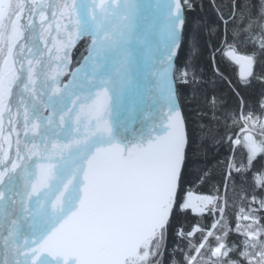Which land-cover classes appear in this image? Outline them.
I'll return each mask as SVG.
<instances>
[{
    "label": "snow or ice",
    "instance_id": "1",
    "mask_svg": "<svg viewBox=\"0 0 264 264\" xmlns=\"http://www.w3.org/2000/svg\"><path fill=\"white\" fill-rule=\"evenodd\" d=\"M0 264H264V0H0Z\"/></svg>",
    "mask_w": 264,
    "mask_h": 264
},
{
    "label": "trees",
    "instance_id": "2",
    "mask_svg": "<svg viewBox=\"0 0 264 264\" xmlns=\"http://www.w3.org/2000/svg\"><path fill=\"white\" fill-rule=\"evenodd\" d=\"M206 3V0H205ZM202 15H204L208 22L212 23L215 21V14L212 12L210 8H205L201 12ZM214 40V34L205 30L203 33V47H202V56L200 59V68L203 70L204 73V79L208 82L207 86L211 87L214 83V75H213V67L211 62V52L212 48L209 47L212 45V42ZM216 67H220L221 70H224L225 64L227 65V71L226 75L229 76V78L235 80L237 75V67L230 61L227 60L226 57H223L221 53H216ZM227 149L226 147H220V146H212L207 149V155L206 157L203 156H197L195 158V162L192 166L193 172H195L199 167L207 165L208 168H213L217 164V161L224 160L225 156L227 155ZM218 182V181H214ZM197 191H202L205 194H209L211 191V186L208 188H203L202 186L196 189ZM198 218L194 215L189 216L188 220L185 222V225L193 224L196 222Z\"/></svg>",
    "mask_w": 264,
    "mask_h": 264
}]
</instances>
